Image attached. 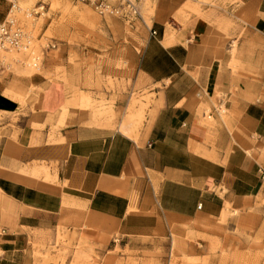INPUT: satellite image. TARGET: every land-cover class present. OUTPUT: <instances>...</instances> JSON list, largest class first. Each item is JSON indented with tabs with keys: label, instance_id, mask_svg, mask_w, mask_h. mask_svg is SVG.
Returning <instances> with one entry per match:
<instances>
[{
	"label": "crops",
	"instance_id": "crops-1",
	"mask_svg": "<svg viewBox=\"0 0 264 264\" xmlns=\"http://www.w3.org/2000/svg\"><path fill=\"white\" fill-rule=\"evenodd\" d=\"M136 67L157 100L140 135L88 125L79 108L56 125L64 83L0 77V264L41 262L35 244L59 227L65 264L80 239L105 264L116 242L246 235L237 218L217 224L225 201L253 206L242 219L264 244V0H155ZM31 83L41 90L13 120Z\"/></svg>",
	"mask_w": 264,
	"mask_h": 264
},
{
	"label": "rangeland",
	"instance_id": "rangeland-1",
	"mask_svg": "<svg viewBox=\"0 0 264 264\" xmlns=\"http://www.w3.org/2000/svg\"><path fill=\"white\" fill-rule=\"evenodd\" d=\"M48 1L35 14L33 0L23 1L22 5L17 0L18 8H12L11 15L31 33L29 47L0 54V65H3L0 77L7 74L28 78L41 75L46 81L64 83L67 98L56 125L64 124L66 118L74 116V110L79 108L86 109L90 115L88 125L119 128L125 134L135 132L140 135L157 107L152 86L137 73L136 67L151 26L155 0H132L138 14L130 21L99 15L84 2L57 0L58 5L54 6L53 0ZM10 6L11 1L0 0V20ZM48 43L54 47L45 48ZM40 90L31 83L25 87L24 97L17 94L20 107L11 113L13 120L28 112L25 97L31 93L36 96ZM35 109L34 106L31 108L32 111ZM260 201L264 203V199ZM253 210L249 205L241 210L233 208L228 201L223 205L217 224L228 226V218H237L233 223L234 233L243 235L248 230L241 237L231 238L226 230L222 238L188 230L185 235H171L169 240L162 237L159 242L152 243L150 249L121 248L116 242L113 250L104 257V263L264 264V244L249 235L254 222L242 219L245 213ZM66 233L64 227H59L55 240L48 237L35 244L34 256L42 259L36 264H65V247L70 245ZM235 242L245 243L247 247L243 249ZM82 243L80 239L69 264H98L99 256L82 248ZM118 254L125 259L118 260Z\"/></svg>",
	"mask_w": 264,
	"mask_h": 264
},
{
	"label": "built area",
	"instance_id": "built-area-1",
	"mask_svg": "<svg viewBox=\"0 0 264 264\" xmlns=\"http://www.w3.org/2000/svg\"><path fill=\"white\" fill-rule=\"evenodd\" d=\"M47 0H38L41 7L45 5ZM79 2H84L93 7V9L102 16H113L125 21H130L132 17L136 16L137 7L132 0H75ZM14 3L11 2L10 9L13 7ZM8 11V13H9ZM6 14L4 18L0 20V52L4 50H9L11 48L16 50L25 49L28 47L27 39L30 37L31 33L24 30L22 25L16 20L13 15ZM39 13V11L35 12ZM151 34H155L154 29H150ZM54 44H47L45 48H53ZM3 65H0L2 68ZM219 111L223 112L225 110L224 104H218L216 106ZM200 207V204H198ZM171 251V249H170Z\"/></svg>",
	"mask_w": 264,
	"mask_h": 264
},
{
	"label": "bare ground",
	"instance_id": "bare-ground-1",
	"mask_svg": "<svg viewBox=\"0 0 264 264\" xmlns=\"http://www.w3.org/2000/svg\"><path fill=\"white\" fill-rule=\"evenodd\" d=\"M9 1H11V2L14 3V5H13L12 8H16V9L18 8V6L16 5L17 0H9ZM23 1H30V0H20L21 5H22ZM34 1H35V3H34ZM37 1H38V0H33V4L35 5V6H34V12H37V11L40 12V10H42L43 7H44V6L41 7L40 4H39V5L36 4ZM47 1H48V0H47ZM48 2H49V1H48ZM52 5L57 6V5H58V1H57V0H53V4H52ZM85 5L90 6L89 4H85ZM90 7H91V6H90ZM12 8L10 9V11L8 10L9 13L7 12L9 15H11ZM92 9H93V8H92ZM16 20L21 24V22H20L19 19L16 18ZM21 25H22V24H21ZM22 27L24 28L23 25H22ZM24 30H25V29H24ZM27 41H28V47H29L30 37L27 39ZM28 47H25V49H27ZM12 50H16V49L11 48V49H9V50H4V51H1L0 54L3 53V52H9V51H12ZM21 50H24V49H21Z\"/></svg>",
	"mask_w": 264,
	"mask_h": 264
}]
</instances>
